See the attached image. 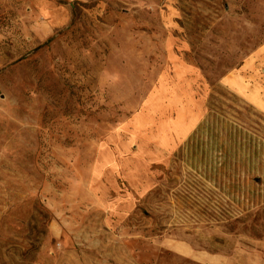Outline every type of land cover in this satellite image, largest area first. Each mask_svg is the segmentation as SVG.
Segmentation results:
<instances>
[{"label": "rangeland", "instance_id": "374dc122", "mask_svg": "<svg viewBox=\"0 0 264 264\" xmlns=\"http://www.w3.org/2000/svg\"><path fill=\"white\" fill-rule=\"evenodd\" d=\"M0 264H264V0H0Z\"/></svg>", "mask_w": 264, "mask_h": 264}]
</instances>
